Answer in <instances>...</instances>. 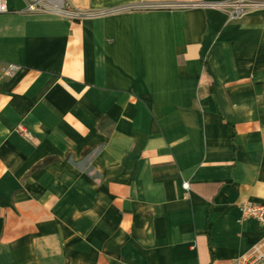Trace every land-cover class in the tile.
<instances>
[{
    "label": "crops",
    "instance_id": "0c3cea01",
    "mask_svg": "<svg viewBox=\"0 0 264 264\" xmlns=\"http://www.w3.org/2000/svg\"><path fill=\"white\" fill-rule=\"evenodd\" d=\"M6 1L0 264H237L264 238L238 222L264 205V10Z\"/></svg>",
    "mask_w": 264,
    "mask_h": 264
},
{
    "label": "built area",
    "instance_id": "2783aa9c",
    "mask_svg": "<svg viewBox=\"0 0 264 264\" xmlns=\"http://www.w3.org/2000/svg\"><path fill=\"white\" fill-rule=\"evenodd\" d=\"M27 13H53L66 17L70 20L79 19L82 12L75 9L69 0H25ZM194 5L215 8L224 11L228 20L240 18L250 12L264 10V0H228L216 3H196ZM9 12L6 0H0V14ZM17 66H9L5 73L11 76ZM183 188L188 190V185L183 184ZM241 217L238 222L252 219L264 226V206L252 201H245L239 204ZM237 264H264V238L255 244L244 256H242Z\"/></svg>",
    "mask_w": 264,
    "mask_h": 264
},
{
    "label": "trees",
    "instance_id": "16d2710c",
    "mask_svg": "<svg viewBox=\"0 0 264 264\" xmlns=\"http://www.w3.org/2000/svg\"><path fill=\"white\" fill-rule=\"evenodd\" d=\"M54 159L53 158H48L46 160L43 161L42 165L43 164H47V163H50L51 161H53Z\"/></svg>",
    "mask_w": 264,
    "mask_h": 264
},
{
    "label": "rangeland",
    "instance_id": "374dc122",
    "mask_svg": "<svg viewBox=\"0 0 264 264\" xmlns=\"http://www.w3.org/2000/svg\"><path fill=\"white\" fill-rule=\"evenodd\" d=\"M25 11V10H24ZM7 69V68H6ZM16 72V71H15ZM6 74V73H5ZM8 76V75H7ZM258 204V203H257ZM260 205H262V204H260ZM264 206V205H263Z\"/></svg>",
    "mask_w": 264,
    "mask_h": 264
}]
</instances>
